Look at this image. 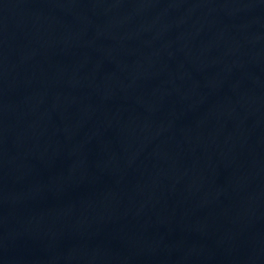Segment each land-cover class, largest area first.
<instances>
[{
  "label": "water",
  "instance_id": "obj_1",
  "mask_svg": "<svg viewBox=\"0 0 264 264\" xmlns=\"http://www.w3.org/2000/svg\"><path fill=\"white\" fill-rule=\"evenodd\" d=\"M0 264H264V0H0Z\"/></svg>",
  "mask_w": 264,
  "mask_h": 264
}]
</instances>
